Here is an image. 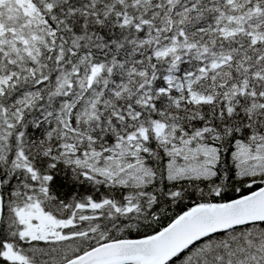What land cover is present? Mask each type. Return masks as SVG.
Segmentation results:
<instances>
[{
  "label": "snow or ice",
  "instance_id": "snow-or-ice-1",
  "mask_svg": "<svg viewBox=\"0 0 264 264\" xmlns=\"http://www.w3.org/2000/svg\"><path fill=\"white\" fill-rule=\"evenodd\" d=\"M0 264H264V0H0Z\"/></svg>",
  "mask_w": 264,
  "mask_h": 264
}]
</instances>
